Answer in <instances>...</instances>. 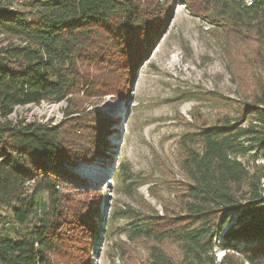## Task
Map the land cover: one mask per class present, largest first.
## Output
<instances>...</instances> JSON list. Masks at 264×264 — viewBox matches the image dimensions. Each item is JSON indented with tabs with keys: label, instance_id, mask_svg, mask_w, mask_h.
Masks as SVG:
<instances>
[{
	"label": "trees",
	"instance_id": "16d2710c",
	"mask_svg": "<svg viewBox=\"0 0 264 264\" xmlns=\"http://www.w3.org/2000/svg\"><path fill=\"white\" fill-rule=\"evenodd\" d=\"M206 1L211 20L264 38V0ZM26 2L19 10L0 0V264H85L80 255L98 237L99 209L88 197L101 195L62 172L106 156L115 118L84 104L124 96L158 19L137 0ZM43 102H66L65 118H12L18 106ZM241 113L182 134L180 186L168 198L152 191L163 213L125 211L130 238L149 243L145 264H264L263 175L241 159L264 146V91ZM113 174L135 181L123 155Z\"/></svg>",
	"mask_w": 264,
	"mask_h": 264
},
{
	"label": "rangeland",
	"instance_id": "374dc122",
	"mask_svg": "<svg viewBox=\"0 0 264 264\" xmlns=\"http://www.w3.org/2000/svg\"><path fill=\"white\" fill-rule=\"evenodd\" d=\"M9 1L22 10L28 0ZM137 1L157 15L152 45L122 88L124 96L105 95L84 104L85 109L93 107L115 118L106 138V156L62 172L76 188L101 195L88 197L99 209L98 237L90 242L89 252L80 255H85V264H145L149 243L130 238L133 222L125 211L137 215L135 219L147 213L148 205L163 213L152 191L168 198L180 186L177 157L182 134L224 117L240 118L243 107L264 91V38L259 34L211 20L206 0ZM91 72L96 75L95 69ZM66 107V102L18 106L12 118L59 124ZM122 155L134 182L112 180ZM241 159L263 175L264 191V146ZM43 201L48 205L47 195ZM4 215L9 221L8 209ZM168 248L178 255L176 245ZM216 255L218 260L224 255L220 246Z\"/></svg>",
	"mask_w": 264,
	"mask_h": 264
},
{
	"label": "bare ground",
	"instance_id": "6f19581e",
	"mask_svg": "<svg viewBox=\"0 0 264 264\" xmlns=\"http://www.w3.org/2000/svg\"><path fill=\"white\" fill-rule=\"evenodd\" d=\"M52 108V107H51Z\"/></svg>",
	"mask_w": 264,
	"mask_h": 264
}]
</instances>
